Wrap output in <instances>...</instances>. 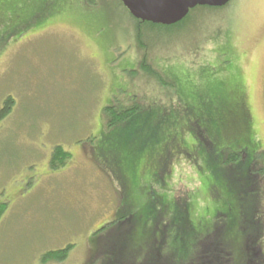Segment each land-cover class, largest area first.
Masks as SVG:
<instances>
[{
	"label": "rangeland",
	"instance_id": "374dc122",
	"mask_svg": "<svg viewBox=\"0 0 264 264\" xmlns=\"http://www.w3.org/2000/svg\"><path fill=\"white\" fill-rule=\"evenodd\" d=\"M21 1L25 18L0 31V111L15 101L0 120V264H40L70 244L61 264H88L92 234L145 192L194 207V232H205L230 198L210 193L220 175L206 117L214 125L220 110L239 109L245 87L264 139V0L195 10L172 30L136 22L119 0ZM135 101L148 110L107 127L106 107ZM166 120L171 131L158 124ZM56 146L71 158L55 171ZM168 152L161 178L141 181L147 161Z\"/></svg>",
	"mask_w": 264,
	"mask_h": 264
},
{
	"label": "trees",
	"instance_id": "16d2710c",
	"mask_svg": "<svg viewBox=\"0 0 264 264\" xmlns=\"http://www.w3.org/2000/svg\"><path fill=\"white\" fill-rule=\"evenodd\" d=\"M89 2L95 5V0H86V3L89 4ZM10 4L9 2H2L0 5V31H11L9 26L25 18L22 11L24 2L16 0L14 5L11 6ZM121 6H123L122 3ZM31 17L38 20L41 18L40 15H31ZM184 22L172 27L145 24L152 28L172 30ZM163 77H161L160 82L171 85ZM240 101V107L235 111L227 107L220 110L218 121L214 125L211 116L205 119L206 132L209 135L207 143L217 149L215 152L206 149V153L209 157L215 158V163L218 166H216L218 168L217 174L220 175L219 184L218 180L215 179V187L210 193L214 194L217 188H221L224 195L230 197L227 201L228 206L226 203L224 204V213L211 217L213 225L205 227V232L201 229L202 233H195L194 227L198 226L191 222L193 216L197 215L194 207L189 204L182 206L173 195H161L160 192L151 195L152 193L145 192L144 198L139 204L133 199L127 205L121 201L120 207L117 208L111 222L92 234L89 239L88 264H233L232 259L235 255H240V249L244 247L246 236L258 229V222L255 219L258 214V205L254 202L257 200L256 186L251 187V184L237 183L238 177L234 176L233 171V164L239 153L245 152V149H249V152H255L258 149L255 137L259 136V133L253 128L251 118L242 116L241 112L245 105L243 96H241ZM132 103L133 105L125 106L115 102L114 105L106 107L103 113L107 127H127L131 122L136 121L138 115L148 110L140 102ZM14 105L15 101L11 97L4 101L0 111V120L11 115ZM171 110L167 113H173L174 109L171 108ZM188 111L192 112L193 110L189 109ZM158 124L166 129L170 127L168 120ZM171 128H169L170 131ZM176 128L178 129V127ZM197 136L202 139L201 135L198 134ZM172 143L178 144V139L174 138ZM170 155L168 152L167 154L163 153L158 158L149 159L145 168H150V171L141 172L139 179L145 180L147 183V177L152 175L153 171H157L161 178V175L168 169L165 157H170ZM70 158V153L62 146H56L51 156L50 168L55 171L60 170L66 166ZM171 170L169 168V171ZM122 180L123 191H126L128 182L124 177ZM123 198L124 200L127 198L126 193ZM7 209L8 203L0 204V221ZM186 230L192 234L191 238H187V235L184 234ZM171 232H175V235L170 236ZM115 235H117L115 240L109 239ZM169 236L172 237L171 240ZM217 236H221V238L217 240ZM151 237L158 243L157 248L167 251L165 253L167 257H164L161 263L153 262L152 251H148L147 255L145 253L144 249L152 250L153 248L150 246ZM201 239H204L203 252L202 246H199ZM73 249L74 245H67L64 249L47 253L43 256L42 261L45 264L50 262L64 263Z\"/></svg>",
	"mask_w": 264,
	"mask_h": 264
},
{
	"label": "flooded vegetation",
	"instance_id": "af4514ba",
	"mask_svg": "<svg viewBox=\"0 0 264 264\" xmlns=\"http://www.w3.org/2000/svg\"><path fill=\"white\" fill-rule=\"evenodd\" d=\"M243 97L245 105L241 112L242 116L245 118H251L253 128H256L254 110L250 102L247 88L245 89V87L243 91ZM255 141L258 146L257 151L249 152V149H245V152L243 151L239 153L236 158L237 160H235L233 164V171L234 176L238 177V179L236 180L237 183L244 185L251 184V187L256 186L255 192L257 194V200H254V202L258 205V214L255 216V219L258 222V229L246 236L244 247L240 249V255H235V257L232 259L233 264H264V139L257 136L255 137ZM48 169H51L50 164ZM6 203L7 202L0 200V204ZM220 238L221 236L216 237L217 240H219ZM150 239H152L150 246H152L153 248L152 250H150L149 248L144 249L145 253L147 255L148 251H152L153 262L161 263L164 260V257H167V255H165L167 251L157 248L158 243L154 240L153 237H151ZM203 245L204 239H201V243L199 246H202V252L204 251ZM70 255H72V251ZM42 258L43 257H40V264H45L43 263ZM51 263L53 262L47 264Z\"/></svg>",
	"mask_w": 264,
	"mask_h": 264
},
{
	"label": "water",
	"instance_id": "95a60500",
	"mask_svg": "<svg viewBox=\"0 0 264 264\" xmlns=\"http://www.w3.org/2000/svg\"><path fill=\"white\" fill-rule=\"evenodd\" d=\"M233 0H121L131 16L143 23L173 26L197 7L223 8Z\"/></svg>",
	"mask_w": 264,
	"mask_h": 264
}]
</instances>
